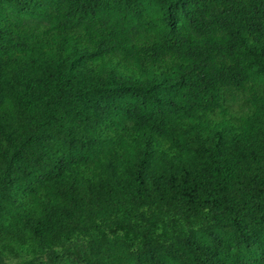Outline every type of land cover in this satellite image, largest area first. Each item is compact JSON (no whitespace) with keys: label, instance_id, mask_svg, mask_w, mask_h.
Instances as JSON below:
<instances>
[{"label":"trees","instance_id":"trees-1","mask_svg":"<svg viewBox=\"0 0 264 264\" xmlns=\"http://www.w3.org/2000/svg\"><path fill=\"white\" fill-rule=\"evenodd\" d=\"M0 257L264 264V0H0Z\"/></svg>","mask_w":264,"mask_h":264},{"label":"rangeland","instance_id":"rangeland-1","mask_svg":"<svg viewBox=\"0 0 264 264\" xmlns=\"http://www.w3.org/2000/svg\"><path fill=\"white\" fill-rule=\"evenodd\" d=\"M17 261L13 259H5L3 257H0V264H16Z\"/></svg>","mask_w":264,"mask_h":264}]
</instances>
